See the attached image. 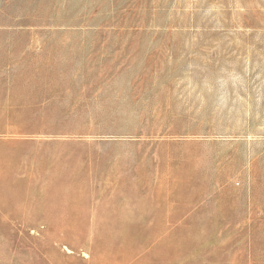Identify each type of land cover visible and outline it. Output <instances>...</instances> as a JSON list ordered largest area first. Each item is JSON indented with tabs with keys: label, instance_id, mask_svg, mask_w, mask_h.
Returning <instances> with one entry per match:
<instances>
[{
	"label": "rangeland",
	"instance_id": "374dc122",
	"mask_svg": "<svg viewBox=\"0 0 264 264\" xmlns=\"http://www.w3.org/2000/svg\"><path fill=\"white\" fill-rule=\"evenodd\" d=\"M0 264H264V0H0Z\"/></svg>",
	"mask_w": 264,
	"mask_h": 264
}]
</instances>
